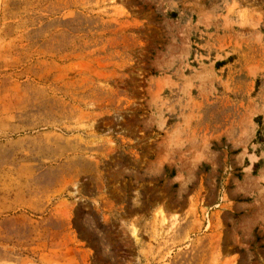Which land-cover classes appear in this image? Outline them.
<instances>
[{"label":"rangeland","instance_id":"rangeland-1","mask_svg":"<svg viewBox=\"0 0 264 264\" xmlns=\"http://www.w3.org/2000/svg\"><path fill=\"white\" fill-rule=\"evenodd\" d=\"M0 264H264V0H0Z\"/></svg>","mask_w":264,"mask_h":264}]
</instances>
